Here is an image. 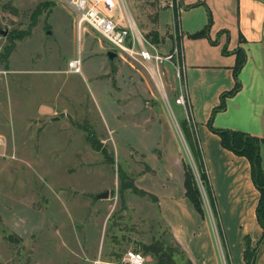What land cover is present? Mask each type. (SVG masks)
Masks as SVG:
<instances>
[{
    "label": "rangeland",
    "instance_id": "rangeland-1",
    "mask_svg": "<svg viewBox=\"0 0 264 264\" xmlns=\"http://www.w3.org/2000/svg\"><path fill=\"white\" fill-rule=\"evenodd\" d=\"M177 2L127 0L140 29L158 35L162 54L179 33ZM75 17L63 0H0V192L45 215L43 230L27 244L0 218V264H94V252L98 261L109 244L113 264H124L130 249L153 264L146 247L158 241L168 253V228L136 180L159 168L168 134L178 138L207 200L202 167L182 128L185 108L175 101L185 78L171 63L161 65L156 80L139 63L109 59L112 45L86 24L78 32ZM72 58L80 60V72L69 71ZM186 123L198 142L193 121ZM91 137L101 141L100 150ZM105 191L106 198L96 197ZM206 210L225 245L218 216ZM176 264L188 262L179 256Z\"/></svg>",
    "mask_w": 264,
    "mask_h": 264
},
{
    "label": "crops",
    "instance_id": "crops-1",
    "mask_svg": "<svg viewBox=\"0 0 264 264\" xmlns=\"http://www.w3.org/2000/svg\"><path fill=\"white\" fill-rule=\"evenodd\" d=\"M180 1L183 7L176 29L183 44L187 98L216 198L227 262L246 264L244 253L249 237L252 246L257 247L255 264H264V231L256 215L260 192L252 179L250 162L225 148L220 136L208 126L221 95L236 83L234 66L237 50L242 49L247 55L238 76L242 87L227 97L226 108L215 114L213 124L264 138V0ZM210 15L208 36L191 37L208 24ZM168 135L159 168L144 171L136 180L137 187L151 198L159 221L167 226L175 244L194 264H224L211 220L202 217L185 194V161L178 138ZM261 154L264 169V143ZM0 218L24 244L32 241L45 223L40 208L4 192H0ZM110 246H105L108 248L98 261L94 252V264L114 263L111 258L116 255ZM44 262L38 260L33 264ZM16 264L28 263L23 260ZM73 264L80 261L74 260Z\"/></svg>",
    "mask_w": 264,
    "mask_h": 264
},
{
    "label": "built area",
    "instance_id": "built-area-1",
    "mask_svg": "<svg viewBox=\"0 0 264 264\" xmlns=\"http://www.w3.org/2000/svg\"><path fill=\"white\" fill-rule=\"evenodd\" d=\"M65 6L76 14L75 24L78 32L84 24L97 32L107 40L117 53V56L131 63L136 62L147 68L153 77L158 80L161 73L162 64L171 63L175 67L179 79L182 80L185 73L183 61V46L180 33H178L175 44L171 52L162 54L159 52L155 43L138 26L136 19L131 14L127 0H63ZM178 3V2H177ZM178 5H180L178 3ZM69 71L80 72V60L72 58L67 63ZM183 76V77H182ZM159 85V83H158ZM176 103L185 108L188 121H193L189 116L188 109L190 104L187 98L186 87L175 99ZM202 181V179H200ZM205 207L212 211L207 191V200L200 186ZM214 215V213H213ZM221 246L224 264H227V255L224 246ZM124 264H146V256L138 250L130 249L126 251Z\"/></svg>",
    "mask_w": 264,
    "mask_h": 264
},
{
    "label": "trees",
    "instance_id": "trees-1",
    "mask_svg": "<svg viewBox=\"0 0 264 264\" xmlns=\"http://www.w3.org/2000/svg\"><path fill=\"white\" fill-rule=\"evenodd\" d=\"M211 24H212V18L210 15L208 24L202 30L194 34H191L190 36L193 38H200V37L208 36L209 28ZM150 37L153 42L155 41L156 43L158 42V35H154ZM246 60H247V55L245 51L242 49H238L237 50V60L234 66V76L236 79V83L231 90L225 91L221 95L220 103L217 106H215L212 110V114L208 121V126L214 133L220 136L221 143L225 148L233 151L234 153L238 155L245 156L246 158H248L250 165H251L252 179L260 192V199L257 205L256 215L264 231V169L262 166V154H261V145L264 143V138H261L259 136L253 135L251 133H248L242 130H235V129H230V128H219L213 124V118L215 114L226 108L227 97L234 95L236 92H238L241 89L242 84L239 81L238 76ZM186 121L183 123L182 128L186 131V133L189 134V137H190L189 148L193 155V158L198 159L202 167L201 179L207 189L208 196L210 197L209 199H211L210 204H211L214 216L217 217L218 215H217V209H216V198H215V194L213 192L210 178L208 175V169L204 162V157H203L202 149L199 143V139L197 142L195 140V136L193 135V133H190V131L187 129ZM184 169H185V181H184L185 194L194 204L195 208L202 215V217H206L207 210L204 205L202 192L196 181L194 171L191 165L185 162H184ZM168 234H169L168 236L169 241L167 242L168 244L166 245L167 246L166 250L168 253H166L161 248V245H159L158 241L155 244L151 246L149 245L146 247L148 250V253L154 254L155 256L154 258L156 261L153 264H165L166 259L171 260L172 264H176L178 262L179 256H181L182 259H186V262H188V264H194L186 256L184 251L177 244H175L173 237L170 234L169 230H168ZM163 237L161 238V240L163 239ZM162 242L165 243V240L160 241V243ZM164 243H162V245ZM225 246L226 245H224V247ZM256 252H257V247H253L250 238L247 237L246 250L244 253L246 264H255Z\"/></svg>",
    "mask_w": 264,
    "mask_h": 264
},
{
    "label": "water",
    "instance_id": "water-1",
    "mask_svg": "<svg viewBox=\"0 0 264 264\" xmlns=\"http://www.w3.org/2000/svg\"><path fill=\"white\" fill-rule=\"evenodd\" d=\"M2 34L5 35L6 31H2ZM46 34H48V35L51 34V31L47 30ZM116 56H117V53L115 51H113V50H108L107 51V57L109 59H113ZM90 140L95 145V149L96 150H100V148L102 147L101 141H99L98 139H96L94 137H91ZM107 196H108V193H107V191H105L103 193L98 194L96 197L97 198H106Z\"/></svg>",
    "mask_w": 264,
    "mask_h": 264
}]
</instances>
